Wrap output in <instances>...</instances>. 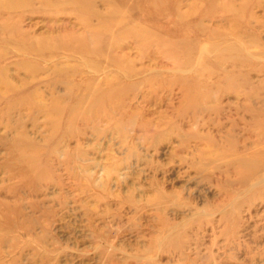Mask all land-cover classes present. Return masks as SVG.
<instances>
[{
  "label": "rangeland",
  "instance_id": "obj_1",
  "mask_svg": "<svg viewBox=\"0 0 264 264\" xmlns=\"http://www.w3.org/2000/svg\"><path fill=\"white\" fill-rule=\"evenodd\" d=\"M0 264H264V0H0Z\"/></svg>",
  "mask_w": 264,
  "mask_h": 264
}]
</instances>
